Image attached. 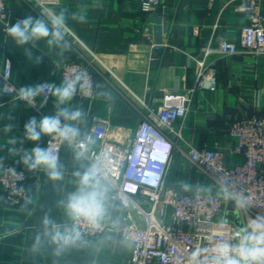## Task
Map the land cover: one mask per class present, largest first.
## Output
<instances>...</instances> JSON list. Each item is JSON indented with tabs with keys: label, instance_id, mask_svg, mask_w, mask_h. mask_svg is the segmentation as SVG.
Listing matches in <instances>:
<instances>
[{
	"label": "crops",
	"instance_id": "crops-1",
	"mask_svg": "<svg viewBox=\"0 0 264 264\" xmlns=\"http://www.w3.org/2000/svg\"><path fill=\"white\" fill-rule=\"evenodd\" d=\"M8 2L10 23L28 15L42 18L23 0ZM234 3L162 0L160 6L144 14L139 0H58L50 9L65 12L67 32L76 46L66 42L67 48H50L44 40L35 42V46H18L5 34L0 21V60L11 59L12 82L21 88L40 82L60 85L61 62L77 60L81 53L95 58L93 97L74 96L60 107L82 111L81 120L68 122L80 129L81 138L90 136L94 119L99 118L108 124V140L128 146L143 118L160 106L166 92H186L195 86L197 60L209 49L206 63L216 72L217 88L193 93L186 117L176 126L181 139L169 164L167 181L179 189L213 186L211 178L191 162L190 147L219 148L225 153L227 166L239 163L241 157L232 152L235 139L229 127L245 116H264V54L222 55L217 51L223 39L238 41L247 22L245 13L234 10ZM257 12L264 18V0H259ZM73 14L84 16L85 21L72 19ZM149 20L163 23L157 39L164 46L157 52L142 34ZM25 48L30 49L32 59ZM153 53L157 60L150 59ZM36 57H40L39 63H35ZM1 90L0 79V176L7 164L24 168L29 196L20 205L10 206L0 182V264H129L133 246L120 228L131 212L113 200L110 192L109 217L103 221L108 226L105 234L100 238L81 237L57 254L56 245L45 235L43 220L48 217L60 225L72 224L61 201L76 190L78 177L74 173L89 166L84 159L78 161L75 152L65 145L59 156L62 180H51L43 169L27 168L22 163L23 152L37 143L45 147L48 135L38 142L26 140L25 123L40 117L28 104L8 100ZM56 111L52 96L47 112L54 115Z\"/></svg>",
	"mask_w": 264,
	"mask_h": 264
},
{
	"label": "built area",
	"instance_id": "built-area-1",
	"mask_svg": "<svg viewBox=\"0 0 264 264\" xmlns=\"http://www.w3.org/2000/svg\"><path fill=\"white\" fill-rule=\"evenodd\" d=\"M42 18L56 5L58 0H23ZM214 1V0H212ZM234 10L245 13L247 22L241 27L238 41L221 40L218 52L233 55L248 52L256 56L264 54V18L257 12L259 0H234ZM162 0H139L140 10L150 13L160 6ZM9 2L0 0V20L7 34ZM161 20H149L143 27V37L150 43L153 52L164 46L157 39L161 30ZM65 42L76 46L70 33L66 32ZM210 53L206 49L197 60L198 73L195 86L186 92H166L156 110L152 109L142 120L137 132L125 146L106 138L108 124L99 118L94 119L89 137L92 143L84 161L88 166L97 164L102 167L109 187L110 196L120 203L131 215L124 220L120 233L132 243V255L129 264H210L216 254L218 244L238 243L244 234L233 222L232 213L227 212L229 200H234L237 209L244 215V230L257 221H264V116L252 115L235 120L229 127L230 135L235 139L233 154L241 161L227 166L225 153L219 148L190 147L188 156L214 182L213 186L190 187L181 189L168 183L167 172L177 143L181 139L177 123L184 120L191 104L193 93L199 89L215 91L217 76L213 67L206 63ZM151 60H157L151 54ZM13 64L9 57L0 60V79L2 94L10 101L28 104L40 118L50 115L47 105L51 94L44 92L35 98L34 104L20 100L19 87L12 82ZM96 60L92 56L80 54L77 60H65L59 65L62 82L76 75L81 77L77 84L75 97L92 98L94 95V72ZM47 84L40 82L37 85ZM152 130L173 144V154L166 166H157L158 180L144 181L140 165L146 166L142 158L144 139ZM172 135V138L170 137ZM67 145L75 153V145L61 142L59 138L48 136L46 148L60 156L63 146ZM138 147V155L135 149ZM141 154V155H140ZM140 160H143L142 163ZM27 172L24 168L7 164L0 176L4 197L10 206H18L27 200L29 190L25 185ZM134 189H133V188ZM225 190L230 196L225 195ZM135 192V193H134ZM134 213L138 218L134 219ZM73 223V221H72ZM78 230L81 237L100 238L108 230L101 222L97 226L80 221Z\"/></svg>",
	"mask_w": 264,
	"mask_h": 264
},
{
	"label": "clouds",
	"instance_id": "clouds-1",
	"mask_svg": "<svg viewBox=\"0 0 264 264\" xmlns=\"http://www.w3.org/2000/svg\"><path fill=\"white\" fill-rule=\"evenodd\" d=\"M4 17L0 16V20ZM72 19L84 22V16L73 14ZM7 34L18 46H24L44 40L51 48L53 46L68 47L65 42V34L68 31L65 12L59 13L49 10L44 18L33 17L31 15L9 23ZM25 53L32 59L30 49L25 48ZM40 62V57L35 58V63ZM81 77L79 75L64 80L60 85L47 83L37 86H24L19 89L18 98L29 103H33L35 98L41 93L47 92L55 97L57 111L54 115L44 116L40 119L30 118L24 125L25 139L38 142L42 136H54L63 143L75 145L76 159L86 158L88 146L92 143L89 136L81 138L80 129L74 122L81 120L83 113L81 110H70L67 107H60L69 103L77 91V84ZM144 140L140 143L144 145L142 158L146 159V166L140 165L142 171V184L149 185L144 181L158 180L159 169L157 166H166L173 154L172 142L163 135L150 130L146 136H141ZM15 143V141H13ZM138 155V147L135 149ZM141 155V154H140ZM22 163L30 170L43 169L53 181L63 179L62 168L59 158L50 148L41 147L38 143L30 150H25L22 156ZM142 163L143 160H140ZM78 177L76 190L69 193L61 204L66 209L67 216L73 223L71 225H60L48 217L43 220L45 235L50 237L51 243L56 245V252L59 254L64 248L76 244L81 240V232L78 230L80 221H85L90 225L99 226L109 217V187L102 167L92 164L85 168L83 172L74 173ZM133 188V187H132ZM134 189V188H133ZM135 193V192H134ZM225 195L231 194L225 190ZM40 237H37L39 243ZM216 254L211 258L210 264H264V221H257L249 226L236 244L227 242L217 245Z\"/></svg>",
	"mask_w": 264,
	"mask_h": 264
},
{
	"label": "water",
	"instance_id": "water-1",
	"mask_svg": "<svg viewBox=\"0 0 264 264\" xmlns=\"http://www.w3.org/2000/svg\"><path fill=\"white\" fill-rule=\"evenodd\" d=\"M227 212H231L233 213V218H232V222L241 230L244 232L245 234V230L244 227L239 219V215H238V209L237 206L235 204V202H233L232 200H229L228 204H227Z\"/></svg>",
	"mask_w": 264,
	"mask_h": 264
},
{
	"label": "rangeland",
	"instance_id": "rangeland-1",
	"mask_svg": "<svg viewBox=\"0 0 264 264\" xmlns=\"http://www.w3.org/2000/svg\"><path fill=\"white\" fill-rule=\"evenodd\" d=\"M234 202V200H232ZM238 215H239V219L241 221V223H244V215L242 213V211L238 210ZM232 218H233V213H232Z\"/></svg>",
	"mask_w": 264,
	"mask_h": 264
}]
</instances>
